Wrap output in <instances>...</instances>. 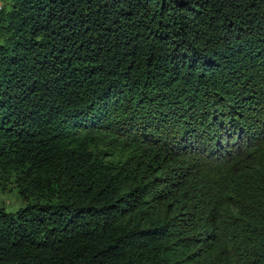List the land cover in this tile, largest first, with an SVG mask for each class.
<instances>
[{
  "label": "trees",
  "instance_id": "obj_1",
  "mask_svg": "<svg viewBox=\"0 0 264 264\" xmlns=\"http://www.w3.org/2000/svg\"><path fill=\"white\" fill-rule=\"evenodd\" d=\"M7 189L0 264H264V0H0Z\"/></svg>",
  "mask_w": 264,
  "mask_h": 264
},
{
  "label": "rangeland",
  "instance_id": "obj_2",
  "mask_svg": "<svg viewBox=\"0 0 264 264\" xmlns=\"http://www.w3.org/2000/svg\"><path fill=\"white\" fill-rule=\"evenodd\" d=\"M120 124L121 123H119L118 126H120ZM132 128L133 127L126 125V133L132 132ZM0 202L3 204V206H5L6 210L10 212H13L23 206L15 192L8 191V189L5 193H1Z\"/></svg>",
  "mask_w": 264,
  "mask_h": 264
}]
</instances>
